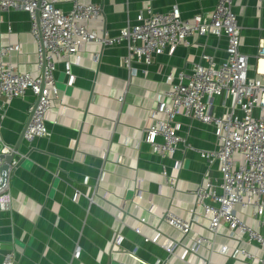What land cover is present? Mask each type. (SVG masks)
<instances>
[{
  "label": "crops",
  "instance_id": "obj_1",
  "mask_svg": "<svg viewBox=\"0 0 264 264\" xmlns=\"http://www.w3.org/2000/svg\"><path fill=\"white\" fill-rule=\"evenodd\" d=\"M53 1L66 11L73 5V0ZM85 1L103 8L102 17L88 21V27L112 37L128 23L135 24L140 14L147 15L149 7L166 12L177 4L182 18L191 19L198 12L213 10L218 0ZM233 8L242 26L241 48L252 66L249 74L254 76L264 39V2L234 0ZM9 45L19 47L7 60L21 72L35 71L37 47L30 16L23 9L0 12V46ZM227 45L226 36L194 34L174 52L155 56L147 66L137 64L138 71L132 75L123 65L125 41L113 46L86 44L80 63L72 66V81L65 58L58 62L59 99L47 115L48 137L32 141L24 137L29 106L35 100L31 90L6 102L0 108V132L6 143L16 146L15 158L20 162L10 179L11 209H0V264L7 249L15 251V264H190L193 239L209 236L207 220L200 217L185 237L161 215L170 209L186 219L192 217L195 191L206 174L220 175L219 161L202 156L219 148V139L212 126L178 115L179 132L186 139L175 154L183 160L178 169L175 160L151 150L146 130L155 121L152 109L157 95L171 88L166 73L190 72L204 53L221 62ZM224 102L223 96L213 98L216 114ZM139 188L142 197L137 195ZM196 211L203 213L199 207ZM141 218L146 222L141 223ZM137 226L156 243L144 240ZM118 236H122L120 246L114 243ZM167 239L180 242L174 255L161 246ZM216 241V248L222 243L238 244L227 236L226 228ZM198 254L211 258L210 264H241L217 251L211 254L207 243Z\"/></svg>",
  "mask_w": 264,
  "mask_h": 264
},
{
  "label": "built area",
  "instance_id": "obj_2",
  "mask_svg": "<svg viewBox=\"0 0 264 264\" xmlns=\"http://www.w3.org/2000/svg\"><path fill=\"white\" fill-rule=\"evenodd\" d=\"M233 6L234 0H218L213 10L198 12L191 19L182 18L177 4L166 12L149 7L147 15L140 14L135 24L128 23L117 36L111 37L100 36L87 25L88 21L103 15L102 5L98 2L73 0L72 8L66 11L53 0H0V12L10 9L28 12L37 47L35 71L21 72L6 58L19 46H0V108L15 97L25 96L28 90L35 96L29 106V120L24 130L28 141L50 135L46 121L59 99L58 62L65 58L66 73L72 81V66L80 63L86 44L97 42L113 46L125 41L123 65L135 75L137 64L147 66L155 56L174 52L178 46L187 43L191 35L227 37V55L221 62L204 53L202 61L195 62L190 72L181 69L176 74L173 71L166 73L165 81L171 83V88L157 95L156 106L152 109L155 121L146 130L145 140L151 150L163 158L175 160L174 166L178 169H182L183 160L177 159L175 154L182 144H186L179 132L178 115L212 126L219 139V148L203 152L202 156L219 161L220 175L206 174L195 191L196 206L192 217L186 219L170 209L161 215L165 223L185 237L193 231L200 217L207 220L209 236L199 235L193 239L189 247L191 256L187 258L190 264L211 263V258L198 254L206 243L210 245L211 254L217 251L241 264H264V69L261 67L264 39L257 51V74L251 76L249 55L241 48L242 26ZM216 96L225 98L219 114L213 110ZM17 153L16 146L6 143L0 132V183L1 168L6 163L3 156L15 154L16 157ZM19 162L14 158L9 164L8 180L0 188L1 210L11 209L10 179ZM164 173L167 174L166 168ZM171 186L176 188L175 182ZM137 195L142 197L141 188ZM196 207L203 213H197ZM118 217L123 219V210ZM140 222L145 223L146 218H141ZM223 228L229 238L237 240L236 246L222 243L216 248L217 237ZM135 230L143 235L144 240L154 242L143 234L141 226ZM121 242L122 236L114 240L117 246ZM179 244L167 239L161 246L174 255ZM197 256L200 261L195 263ZM15 262V251L5 250L1 264Z\"/></svg>",
  "mask_w": 264,
  "mask_h": 264
},
{
  "label": "water",
  "instance_id": "obj_3",
  "mask_svg": "<svg viewBox=\"0 0 264 264\" xmlns=\"http://www.w3.org/2000/svg\"><path fill=\"white\" fill-rule=\"evenodd\" d=\"M3 157H5L6 163L1 168L2 182L0 183V188H2L4 183L8 180L7 171H8V168H9V164L15 158V154H11V155H8V156H3Z\"/></svg>",
  "mask_w": 264,
  "mask_h": 264
}]
</instances>
